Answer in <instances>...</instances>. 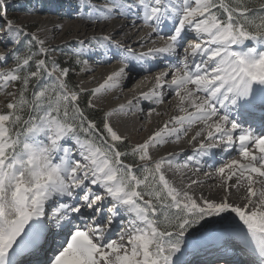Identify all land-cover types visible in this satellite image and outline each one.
<instances>
[{"label": "snow or ice", "instance_id": "6c2138e0", "mask_svg": "<svg viewBox=\"0 0 264 264\" xmlns=\"http://www.w3.org/2000/svg\"><path fill=\"white\" fill-rule=\"evenodd\" d=\"M9 3L0 0V264H264V0H70L92 34L67 52L47 29L10 19ZM123 21L150 29L141 50ZM113 59L97 87L71 80ZM137 67L159 69L152 87L97 116L100 97ZM169 96L180 115L146 138L118 130V117L143 114L140 101ZM185 138L191 154L159 155ZM214 149L239 158L204 174L206 192L199 173Z\"/></svg>", "mask_w": 264, "mask_h": 264}, {"label": "bare ground", "instance_id": "6f19581e", "mask_svg": "<svg viewBox=\"0 0 264 264\" xmlns=\"http://www.w3.org/2000/svg\"><path fill=\"white\" fill-rule=\"evenodd\" d=\"M43 14H46V13H43ZM116 23L120 24L121 21H116ZM123 23L127 26L124 27L122 29V31L125 33H128L129 36L131 37V39L128 41V43L131 44L136 50H138V51L141 50L139 44L137 43V40L139 37H142L146 32H149L150 29L143 28L141 31H137L136 28H133L130 25L129 21H123ZM136 25H137V27H140V21H137ZM89 28H91V27H89ZM52 30L53 29H51L50 31H52ZM62 30L65 34L67 32H70L71 30L74 32V34L76 32H81V31L84 34L89 33V30L85 29L83 22L79 19H78V23H76V24H74L72 22L69 24H62ZM97 31H98V29H97ZM139 32H140V34H139ZM47 35L50 37V39L56 37L54 31L48 33ZM77 37L83 38V35L72 37L70 39V42L76 43ZM117 38H120V32H117ZM153 39H155V37H153ZM159 43H162V41H158V44ZM185 43H187V41ZM150 46H151V43H149L147 45V47H150ZM115 61L116 60L113 59L109 63H94V62L91 63L90 67L93 69V71L84 74L85 77L86 76L89 77V78H87V81L91 82V83L94 82L95 84L97 83V85H96V87H97L100 83L103 82L104 78L109 73H111L112 71H115L119 67V64L117 63V61L116 62ZM161 67H163V65H161ZM158 70H159L158 68H154L153 73H147V72L139 73V68L138 67L134 68L133 70H131L128 73L127 80L122 82V88L123 89L125 86L124 84H129L130 86L136 84V87L134 88V90L133 91L130 90V93H131L130 95L124 94L125 92H123L122 91L123 89L120 88V89H116L114 91L107 92L105 95L103 94L100 97V99L98 100V103L100 104V102H103L101 104L105 103V106L107 108H111V107H115L119 104L125 103L126 100H128V99H132L133 97H138L141 92H146L152 87V85L154 83L153 74L155 71H158ZM91 74H93V75H91ZM138 81H140V82L138 83ZM168 98H171L170 100L172 102L170 100H168ZM168 98H167L166 103L164 105H161V106H157L154 104L150 105L149 101H146V100L140 101V104L143 107V114L142 115L138 114V116H139L138 119L131 114L130 121H128V122H122L121 120H123L124 116H120V121L123 125L120 124L118 130L121 131L122 134L130 133L132 135L133 139L135 137H137V138H140L139 139L140 141L143 140L148 135H150L153 131H155L158 127L162 126L163 122L166 121L170 115H180V113L174 112V110H173L172 105L175 102L174 97L172 98L171 96H169ZM149 107L155 108L157 111H159L161 113V115L157 116L155 113H153L151 116H148V112H146V110L148 111ZM125 118L128 119L129 117L127 116ZM142 119H145V124L140 123V122H142ZM136 128H139L138 132L134 131V129H136ZM186 140H187V138L182 140V144L178 145V147H173L170 145H165V146L161 147L160 149H162V150L164 149L163 150L164 153L162 155H164L166 151H170L173 148H175L177 150L182 148L184 150L182 155L191 154L192 150H193L192 146L188 145L186 143ZM213 151L216 154L214 156L204 158L205 166H204L203 170L199 173V178L206 181V185H205V191L206 192H207V186L212 184L213 180L208 179V177H206L204 174L209 173L210 175L214 176L215 169L218 168L219 166H221L225 162V160L231 159V158H239V157H237L238 153L235 151H232L230 155H224L223 158L221 157L220 150L214 149ZM51 248H53L52 244H49L48 242H46L43 245V249L41 251V258L44 255V250L51 249ZM244 258H246V257H244Z\"/></svg>", "mask_w": 264, "mask_h": 264}, {"label": "rangeland", "instance_id": "374dc122", "mask_svg": "<svg viewBox=\"0 0 264 264\" xmlns=\"http://www.w3.org/2000/svg\"><path fill=\"white\" fill-rule=\"evenodd\" d=\"M29 2L36 5L37 9L40 10V11H38L39 13L27 14L25 12V5H27ZM72 2H74V0H72ZM69 4H70V0H27V1L19 0L16 3H14V1H11L7 6V13H8V17L10 19L15 20L16 24L27 25L28 31H35L37 29H47L48 30L47 33L43 32V31L40 33L41 36H43L45 34L52 32L53 30L52 31H50V30L53 29L54 25H56L57 23H60V24H69L71 22L74 24L78 23V19H72L71 18L72 9L69 7ZM14 9H18V10L15 12ZM43 13H46V14H43ZM65 17H67V18H65ZM30 28H32V29H30ZM88 30H89V33H86V34H84L82 31L76 32L74 34V32L72 30L65 34L61 28L60 30L54 31L57 38L54 37L52 39H49L48 43L53 45V46L59 45L62 47L63 51L67 52L69 50V47L75 46V43L70 42V39L74 36H79V35H83V37L84 36H90L92 34V30H91V28H88ZM139 34H140V32H139ZM59 59L62 61V59L64 60L65 57L60 56ZM77 71H79V69H77ZM91 75H93V74H91ZM83 78H85L87 81V78H89V77H87V76L85 77L84 74L76 76L77 83L81 84L82 87H84L86 89H89V87L90 88L96 87L97 83L96 84L94 82L84 83V82H82ZM139 82L140 81H138V83ZM124 85L125 86H124V89L122 88L123 89L122 91L125 92L124 94H129V95L131 94L130 90L133 91L134 88L136 87V84L131 85V86L129 84H124ZM171 97L173 98L174 96H171ZM170 99L171 98H168V100H170ZM3 100H5V97L0 95V109H4V107H5V101H3ZM101 103H103V102H100V104ZM101 105H105V103L101 104ZM100 111L103 112L102 109H100ZM146 112H148V111L146 110ZM130 116H131V113L128 115V117H129L128 119L124 118V121L123 120H121V121L122 122L130 121ZM140 123L145 124V119H142V122H140ZM120 124H122V123H120ZM128 134H130V133H128ZM130 138H131L132 142H136L137 140L140 141L139 140L140 138H137V137H135L133 139L132 135L130 136ZM181 144H182V141H181ZM163 150L162 149L159 150L160 155H162L164 153ZM154 154H156V153H154Z\"/></svg>", "mask_w": 264, "mask_h": 264}, {"label": "trees", "instance_id": "16d2710c", "mask_svg": "<svg viewBox=\"0 0 264 264\" xmlns=\"http://www.w3.org/2000/svg\"><path fill=\"white\" fill-rule=\"evenodd\" d=\"M11 1H14V3H16L17 1H19V0H10V2ZM23 1H27V0H23ZM18 9H14V11L16 12ZM63 61V60H62ZM71 80L74 82V83H77V81H76V75L75 74H73L72 75V77H71ZM103 113L100 111V110H98L97 112H96V115L97 116H101Z\"/></svg>", "mask_w": 264, "mask_h": 264}]
</instances>
